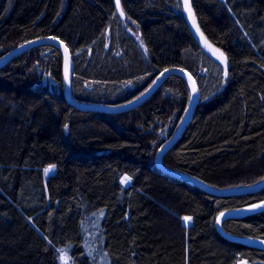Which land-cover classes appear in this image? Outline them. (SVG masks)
Returning <instances> with one entry per match:
<instances>
[{
	"label": "trees",
	"instance_id": "trees-1",
	"mask_svg": "<svg viewBox=\"0 0 264 264\" xmlns=\"http://www.w3.org/2000/svg\"><path fill=\"white\" fill-rule=\"evenodd\" d=\"M121 3L126 19L117 0H0V59L58 37L72 53L74 98L103 105L187 69L199 101L164 164L216 188L263 181L264 0H192L227 74L200 47L184 0ZM192 95L173 74L129 111L80 109L66 96L63 51L50 43L0 67V264H61L59 251L72 264H264V248L234 239L264 240V210L218 228L223 211L264 201V188L215 195L156 164Z\"/></svg>",
	"mask_w": 264,
	"mask_h": 264
},
{
	"label": "water",
	"instance_id": "water-1",
	"mask_svg": "<svg viewBox=\"0 0 264 264\" xmlns=\"http://www.w3.org/2000/svg\"><path fill=\"white\" fill-rule=\"evenodd\" d=\"M184 6H185V11H186V17L188 19V22L190 24V27L195 35V38L197 39L200 47L205 51L207 55H209L211 58H213L215 61H217L219 64H221L224 69L225 73L227 74L228 68H229V61L226 56V54L220 50L218 47H216L203 33L198 18L196 16V13L194 11L193 5H192V0H184ZM118 10L121 14L123 12V19H126V15L124 13L123 7L121 0H119V6ZM55 44L58 47L61 48L63 51L64 57H65V74L67 72L68 74V79H65V92L66 96L69 100V102L80 108V109H85V110H102V111H108V112H124V111H129L131 109H134L144 103L147 99H149L158 89L159 87L166 81L168 77H170L173 74H181L190 83L191 89H192V100L190 103V106L186 112V115L184 116L179 128L177 129L176 133L166 142V144L162 147L160 152L157 155L156 158V164L157 166L165 173L174 176L180 180H183L189 184H192L194 186L200 187L201 189L215 195H236V194H244V193H251V192H256L264 188V180L253 184V185H247V186H241V187H232V188H216L206 181L189 175L182 173L180 171L171 169L167 167L164 162V156L165 154L172 149L180 140L182 135L184 134L186 128L190 124V122L193 119L195 109L197 107L198 101H199V88L197 81L195 77L192 75L190 71L184 68H169L166 69L167 71H163L153 82V84L140 96L137 98L133 99L130 102H127L125 104L121 105H103V104H85L82 102L77 101L74 96H73V58H72V53L69 49V47L66 45L64 41L59 39L58 37H53V36H47L43 38H38L31 40L14 50H12L10 53H8L6 56H4L2 59H0V67L4 66L5 64L9 63L12 59L20 55L21 53L25 52L26 50L40 44ZM67 49V52L65 51ZM223 54V55H221ZM264 210V201L252 204L249 206H245L239 209L235 210H226L223 211L222 213L224 214L221 216L219 215L218 218V228L222 230V224L224 220L228 218H233V217H241L256 211ZM234 239L240 240L246 244L249 245H254L257 247L264 248V240L262 239H257V238H241V237H236ZM238 264H247L246 260H241Z\"/></svg>",
	"mask_w": 264,
	"mask_h": 264
},
{
	"label": "rangeland",
	"instance_id": "rangeland-1",
	"mask_svg": "<svg viewBox=\"0 0 264 264\" xmlns=\"http://www.w3.org/2000/svg\"><path fill=\"white\" fill-rule=\"evenodd\" d=\"M135 36H136V38L138 39V41L140 42V44L142 45V47H144V44H143V41H142V39H141V37H140V35L138 34V33H135L134 34ZM145 48V47H144ZM46 169H50V171H48L47 173H46V171H45V177H46V179L49 177V175L51 174V173H53L55 170H56V168H55V166L54 165H49V166H47L46 168H45V170ZM128 178L127 179V182H125V178ZM122 182L125 184V185H128V184H130L131 183V179H130V177L129 176H124L123 178H122ZM192 222V218L189 220V221H186V223L187 224H190ZM58 259H59V261L61 262V264H72V262H71V258L69 257V255H67L65 252H63V251H59L58 253ZM98 256H99V260L102 262L103 261V256L101 255V254H98Z\"/></svg>",
	"mask_w": 264,
	"mask_h": 264
},
{
	"label": "snow or ice",
	"instance_id": "snow-or-ice-1",
	"mask_svg": "<svg viewBox=\"0 0 264 264\" xmlns=\"http://www.w3.org/2000/svg\"><path fill=\"white\" fill-rule=\"evenodd\" d=\"M117 6H119V0H117ZM121 15H123V12H121ZM65 51L67 52V49H65ZM221 55H223V54H221ZM165 71H167V70H165ZM65 79L67 80L68 79V74H67V72H66V74H65ZM46 171V173L48 172V171H50V169H46L45 170ZM127 177L125 178V182H127ZM224 214L223 213H221V216H223ZM185 219V221H189L190 219H191V217H185L184 218Z\"/></svg>",
	"mask_w": 264,
	"mask_h": 264
}]
</instances>
